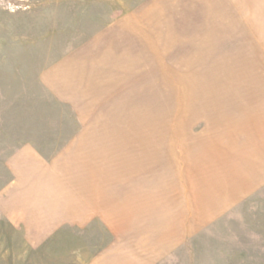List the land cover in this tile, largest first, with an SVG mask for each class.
<instances>
[{"label": "rangeland", "instance_id": "374dc122", "mask_svg": "<svg viewBox=\"0 0 264 264\" xmlns=\"http://www.w3.org/2000/svg\"><path fill=\"white\" fill-rule=\"evenodd\" d=\"M122 23L134 114L75 135L44 75ZM0 264H264V0H0Z\"/></svg>", "mask_w": 264, "mask_h": 264}, {"label": "crops", "instance_id": "0c3cea01", "mask_svg": "<svg viewBox=\"0 0 264 264\" xmlns=\"http://www.w3.org/2000/svg\"><path fill=\"white\" fill-rule=\"evenodd\" d=\"M137 35L136 25L128 28L123 23L118 24L115 29H108L105 37L95 39L92 45L71 54L44 75L45 85L57 95L60 102L73 110L75 135L76 133L94 135L96 132L106 131L107 126L99 125L98 119L111 117L108 111L125 110L129 118L134 114L131 106L132 101H136V96H132V92L136 91L137 87ZM101 43L105 44V56L100 52L92 53L93 48L97 47L95 45ZM132 86L134 88H131ZM125 131L132 133L130 127ZM74 138L75 140H72ZM72 139L69 141L70 144L78 142L76 136ZM96 139L95 137L94 140ZM28 156L37 158L33 146L23 148L12 158L10 167L16 177L20 174L18 170L20 162ZM92 181L91 186L87 184L90 196L86 200L74 199L73 204L75 207L76 205L81 207L78 208V212L82 210V213L87 214V220L91 218L90 215L95 214H89L90 209L94 205H100L99 192L105 189L100 187L101 179L97 185L94 184L95 179Z\"/></svg>", "mask_w": 264, "mask_h": 264}]
</instances>
